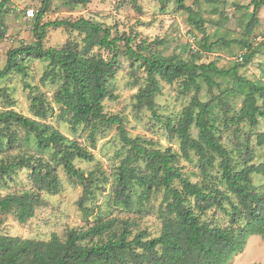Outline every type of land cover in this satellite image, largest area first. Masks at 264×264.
I'll return each instance as SVG.
<instances>
[{
    "label": "trees",
    "instance_id": "obj_1",
    "mask_svg": "<svg viewBox=\"0 0 264 264\" xmlns=\"http://www.w3.org/2000/svg\"><path fill=\"white\" fill-rule=\"evenodd\" d=\"M69 1L71 4H85L90 0ZM174 1L180 9L188 12V18L196 28L204 32L198 12L192 6H186L184 0ZM131 2L139 9L136 0ZM8 3L9 0H0V39L4 37L3 16ZM249 6H252V12L246 25L248 34L258 24V12L264 6V0H251L246 7ZM48 7L49 0H40V8L34 14V43L8 51L0 78L11 71L23 73V61L28 57L48 59L49 69L43 77L51 75L60 80L54 95L60 105V116H67L74 125L117 124L120 141L129 147L116 174L113 202L125 207L127 212L144 215L150 210L145 204L148 198L162 192L160 206L155 212L161 228L157 236H150L143 229L134 232L127 219L107 217L96 218L86 230L71 229L63 239L55 233L48 240L0 235V264H226L244 249L250 236L264 237V190L257 191L252 183L253 174L264 177V163H251L247 141L237 144L240 156L235 159L216 135L217 126L213 120L214 107L219 104L226 109V99L235 93L243 96L235 114L237 122L256 125L258 117H264V82H253L240 76L238 64L220 69L213 62L197 64L176 55L164 56L153 47L160 42L139 37L134 30L113 33L110 26L85 18L41 22ZM48 27L79 31L83 34L82 45L67 40L60 48H44ZM203 37L204 47H209L207 37ZM120 43L123 49H120ZM95 47L108 50L110 57L93 53ZM119 53L139 62L145 72L144 83L136 94L138 107L153 109L154 97L160 91L162 81L169 84L179 81L183 93L193 91L170 133L179 138L183 156L188 158L190 151L198 155V167L202 173L200 184L191 182L181 172L176 164V153L169 148L146 147L142 138L127 135L118 116L103 112L102 101L112 97L110 80L115 74ZM251 56L252 52H246L240 60L248 62ZM222 76H231L233 85L223 87L217 80ZM204 87L207 89L205 97L201 94ZM214 88L218 93L213 91ZM258 98L262 99L261 105H258ZM43 103L41 97L34 95L31 109L39 113ZM12 124L33 133L39 147H55L59 154L58 163L68 176L82 185L84 196L91 193V177L84 176L74 165L76 158L92 160L89 151L77 141L68 140L58 131H50L47 126L12 109L0 111V141L4 136L13 138L6 133ZM192 126L197 129L196 137L191 135ZM258 137L257 144L262 145L264 133ZM216 156L220 158L219 176L210 173ZM139 159L146 162V170L131 165ZM21 168L31 170L37 189L0 197V212L14 213L19 222H25L39 206L40 192H55L58 179L55 166L49 162L38 157L20 156L11 160L0 158V181ZM219 183L224 184L223 188L218 186ZM136 185L142 187L138 196L134 191ZM83 202L84 198L79 200L84 209Z\"/></svg>",
    "mask_w": 264,
    "mask_h": 264
},
{
    "label": "rangeland",
    "instance_id": "obj_2",
    "mask_svg": "<svg viewBox=\"0 0 264 264\" xmlns=\"http://www.w3.org/2000/svg\"><path fill=\"white\" fill-rule=\"evenodd\" d=\"M193 1L184 0V3L198 12V17L203 21L204 32L196 28L188 18V12L180 9L174 0H136L139 9L133 6L131 0H90L85 4H71L69 0H49V7L41 22L85 18L110 26L113 33L134 30L139 37L160 42L153 47L164 56L176 55L197 64L213 62L220 69L232 68L238 64L240 76L253 82H264V6L258 12V24L248 34L246 25L252 6H246L251 0ZM27 8H33L36 13L40 8V0H9L7 4V12L3 16L4 37L0 39V70L6 65L9 50L34 43L35 17H25ZM203 36L207 37L206 45L209 44V47H204ZM82 37L83 34L76 30L48 27L43 44L44 48L57 49L67 40H72L81 46ZM120 49H123L122 43ZM92 52L110 57V52L106 49L95 47ZM246 52H252L248 62L240 60V56ZM23 65V73L11 71L0 78V111L12 109L47 126L50 131H58L68 140L77 141L89 151L93 155L92 160L76 158L74 165L82 170L84 176L91 177V193L84 196L82 185L68 176L58 163L59 154L55 147H39L33 133L12 124L6 129V133L13 135V138H1L0 158H41L55 166L58 186L55 192H40L39 206L25 222H19L14 213L0 212V235L48 240L55 233L63 239L71 229L86 230L96 218L115 217L117 220H129L134 232L143 229L150 236H157L161 224L155 212L160 206L162 192L148 198L149 201L145 204L150 210L144 215L127 212L125 207L113 202L116 174L129 152V147L124 146L119 139L117 124H72L67 116H60V105L54 97L60 80L51 75L43 77L49 69V60L28 57ZM231 78L222 76L217 80L223 87H230L233 85ZM144 80L145 72L139 62L119 53L118 65L110 80L112 97L102 101L103 112L109 116H118L127 135L142 138L146 147L160 150L169 148L176 153V164L181 172L191 182L200 184L202 173L198 167V155L190 151L188 158L183 156L179 138L170 133V128H175L193 91L183 93L179 81L171 84L162 81L159 83L160 91L154 97L153 109L138 107L136 94ZM213 91L218 93L216 88ZM206 92L204 87L201 94L205 97ZM34 95L41 97L44 102L39 113L31 109ZM242 98V95L234 93L226 99V109L219 107V104L214 107L213 120L217 126L215 133L235 159L240 156L237 144L249 142L251 163L258 165L264 163V143L257 144L259 134L264 133V117H258L256 125H250L247 121L238 123L235 114L238 113ZM261 104L262 99L258 98V105ZM230 118L233 120L230 121ZM191 135L197 136L194 126L191 127ZM219 162L220 158L216 156L214 165L210 168L213 176L220 175ZM131 165H136L141 171L146 170L147 166L143 159L132 162ZM30 173L29 168H21L11 177L5 176L0 181V197L8 193L36 190ZM252 183L257 191L264 190L262 175L253 174ZM218 186L223 188L224 184L219 183ZM141 189V186H135L136 196L141 193ZM82 198L84 209L79 205ZM253 263L264 264V237L259 235L250 236L244 249L233 255L226 264Z\"/></svg>",
    "mask_w": 264,
    "mask_h": 264
},
{
    "label": "built area",
    "instance_id": "obj_3",
    "mask_svg": "<svg viewBox=\"0 0 264 264\" xmlns=\"http://www.w3.org/2000/svg\"><path fill=\"white\" fill-rule=\"evenodd\" d=\"M34 14H35V11H34L33 8H27V9L25 10V17H26L27 19H31V18H33Z\"/></svg>",
    "mask_w": 264,
    "mask_h": 264
}]
</instances>
